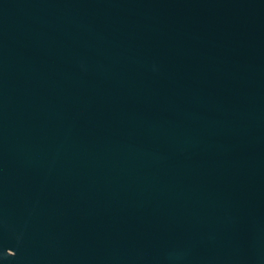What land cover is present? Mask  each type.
Here are the masks:
<instances>
[{"label":"water","instance_id":"water-1","mask_svg":"<svg viewBox=\"0 0 264 264\" xmlns=\"http://www.w3.org/2000/svg\"><path fill=\"white\" fill-rule=\"evenodd\" d=\"M0 264H264V0H0Z\"/></svg>","mask_w":264,"mask_h":264}]
</instances>
